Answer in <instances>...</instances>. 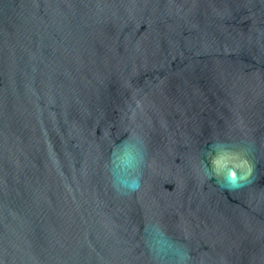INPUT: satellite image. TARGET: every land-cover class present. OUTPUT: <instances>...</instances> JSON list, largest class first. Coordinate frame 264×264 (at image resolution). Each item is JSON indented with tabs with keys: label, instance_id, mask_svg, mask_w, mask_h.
Returning <instances> with one entry per match:
<instances>
[{
	"label": "water",
	"instance_id": "obj_1",
	"mask_svg": "<svg viewBox=\"0 0 264 264\" xmlns=\"http://www.w3.org/2000/svg\"><path fill=\"white\" fill-rule=\"evenodd\" d=\"M0 264H264V0H0Z\"/></svg>",
	"mask_w": 264,
	"mask_h": 264
}]
</instances>
